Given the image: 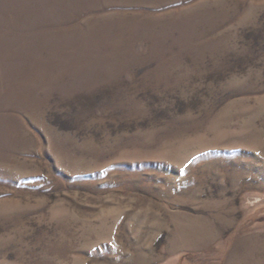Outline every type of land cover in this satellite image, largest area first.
Wrapping results in <instances>:
<instances>
[{"label":"rangeland","instance_id":"obj_1","mask_svg":"<svg viewBox=\"0 0 264 264\" xmlns=\"http://www.w3.org/2000/svg\"><path fill=\"white\" fill-rule=\"evenodd\" d=\"M0 264H264V0H0Z\"/></svg>","mask_w":264,"mask_h":264}]
</instances>
